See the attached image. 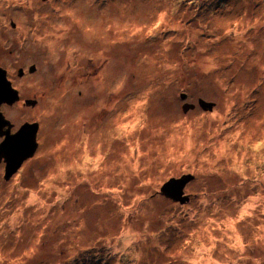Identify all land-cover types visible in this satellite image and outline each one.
Returning <instances> with one entry per match:
<instances>
[{
    "label": "rangeland",
    "instance_id": "374dc122",
    "mask_svg": "<svg viewBox=\"0 0 264 264\" xmlns=\"http://www.w3.org/2000/svg\"><path fill=\"white\" fill-rule=\"evenodd\" d=\"M0 67V264H264V0H0Z\"/></svg>",
    "mask_w": 264,
    "mask_h": 264
},
{
    "label": "water",
    "instance_id": "95a60500",
    "mask_svg": "<svg viewBox=\"0 0 264 264\" xmlns=\"http://www.w3.org/2000/svg\"><path fill=\"white\" fill-rule=\"evenodd\" d=\"M22 73L23 71L20 72V75H22ZM186 98V94L181 95V99ZM19 100V91L13 87L12 82L8 78L7 71L0 67V135L4 137L3 142L0 144V161L2 158L5 159L6 180L19 170L25 160L34 156L38 149L37 136L39 123H25L16 133H11L13 124L1 111V106L3 104L12 105ZM25 103L30 106L35 104L36 101L26 100ZM214 105V103L200 100V106L205 110L212 111ZM189 108H194V105H185V112H187ZM6 127L7 130L3 132ZM193 179L194 176L192 175L173 178L164 184L161 194L174 201H179L180 203L186 202L189 197L185 195V188Z\"/></svg>",
    "mask_w": 264,
    "mask_h": 264
},
{
    "label": "flooded vegetation",
    "instance_id": "af4514ba",
    "mask_svg": "<svg viewBox=\"0 0 264 264\" xmlns=\"http://www.w3.org/2000/svg\"><path fill=\"white\" fill-rule=\"evenodd\" d=\"M23 74H24V72H23ZM13 83V82H12ZM14 86V85H13ZM27 100V99H26ZM19 101H21V99L19 100ZM18 103V102H17ZM16 104V103H15ZM4 106H8L7 104L5 105V104H3L2 106H1V111H3V107ZM5 115V114H4ZM6 117V116H5ZM7 118V117H6ZM8 119V118H7ZM13 124V123H12ZM16 128V126L13 124V127H12V129H11V133H16L18 130H19V128H17V129H15ZM7 130V127L3 130V132L4 131H6ZM0 137L4 140V137H2L1 135H0ZM3 140H2V142H3ZM1 142V143H2ZM0 143V144H1ZM0 164L1 165H4L5 166V170H6V163H5V160H3V159H1V161H0Z\"/></svg>",
    "mask_w": 264,
    "mask_h": 264
},
{
    "label": "bare ground",
    "instance_id": "6f19581e",
    "mask_svg": "<svg viewBox=\"0 0 264 264\" xmlns=\"http://www.w3.org/2000/svg\"><path fill=\"white\" fill-rule=\"evenodd\" d=\"M146 1H148V0H146ZM62 24H64V23H62ZM57 29L59 30L60 29V27H57ZM106 37L108 38L109 36L108 35H106ZM19 91V90H18Z\"/></svg>",
    "mask_w": 264,
    "mask_h": 264
},
{
    "label": "clouds",
    "instance_id": "9594fccd",
    "mask_svg": "<svg viewBox=\"0 0 264 264\" xmlns=\"http://www.w3.org/2000/svg\"><path fill=\"white\" fill-rule=\"evenodd\" d=\"M9 78V77H8ZM13 84V83H12ZM20 99H21V96H20ZM19 102V101H18Z\"/></svg>",
    "mask_w": 264,
    "mask_h": 264
},
{
    "label": "trees",
    "instance_id": "16d2710c",
    "mask_svg": "<svg viewBox=\"0 0 264 264\" xmlns=\"http://www.w3.org/2000/svg\"><path fill=\"white\" fill-rule=\"evenodd\" d=\"M26 101V100H25Z\"/></svg>",
    "mask_w": 264,
    "mask_h": 264
}]
</instances>
